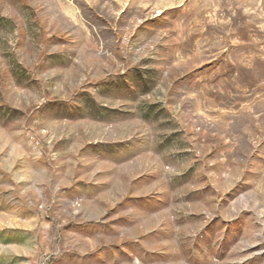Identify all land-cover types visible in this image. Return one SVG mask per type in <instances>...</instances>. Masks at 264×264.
Here are the masks:
<instances>
[{
	"label": "rangeland",
	"instance_id": "obj_1",
	"mask_svg": "<svg viewBox=\"0 0 264 264\" xmlns=\"http://www.w3.org/2000/svg\"><path fill=\"white\" fill-rule=\"evenodd\" d=\"M0 264H264V0H0Z\"/></svg>",
	"mask_w": 264,
	"mask_h": 264
}]
</instances>
